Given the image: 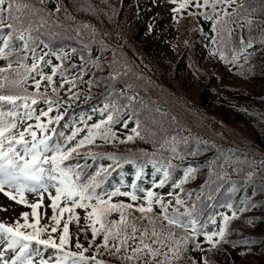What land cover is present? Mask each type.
<instances>
[{
	"label": "trees",
	"instance_id": "1",
	"mask_svg": "<svg viewBox=\"0 0 264 264\" xmlns=\"http://www.w3.org/2000/svg\"><path fill=\"white\" fill-rule=\"evenodd\" d=\"M17 2L30 6L17 15L23 27L31 23L32 38L26 55L23 42L13 38V48L20 51H13L8 59L0 57V67L7 68L10 59L12 68L8 71L12 75L20 60L31 67L33 50L37 59L43 57L38 70L52 74L53 86L59 91L54 94L46 80H41L36 89L32 78L39 80V71L26 73L30 78L24 89L38 91L58 104L52 106L47 117L40 116L41 110H48L43 97L32 105L42 122L60 116L45 130H54L51 144L60 143L66 150L87 135L91 125L102 120L106 123L93 131L107 128L113 133L108 137L111 143L102 135L94 136L90 144L71 153L63 166L79 165L82 181L98 173L96 179L102 181L98 193H108L114 187H119L121 193L131 191L135 180L136 195L141 199L131 201L118 194L111 197L113 202L141 203L145 193L140 189L151 188L157 198L168 204L169 215L175 207L181 219L188 222L187 229L168 226L158 216L160 206L152 205L150 215L157 229L172 232L177 239L192 231L191 221L195 220L198 234L189 236L181 259L172 264H203L202 257L210 264H264V0H235L225 7L223 11L231 13L224 18L229 21L225 27L233 30L231 41L218 26L215 44L211 21L189 15L200 11L191 5L176 14V21L157 20L150 31L140 17L152 6V0ZM32 8L43 11L33 14ZM233 8L237 11L232 12ZM243 16L251 18L250 25ZM7 32L0 30V37ZM241 36L245 42L253 40L243 52ZM220 50L225 53L224 60ZM233 50L238 54L235 63ZM54 65H60L55 74ZM3 91L7 94L9 89L5 87ZM27 103L31 104V99ZM109 112L113 113L110 122ZM73 128L77 129L74 135ZM70 135L72 139L65 144ZM129 136L132 139H127ZM164 168L169 176L160 184ZM189 168L194 171L184 178ZM177 195L183 201L180 205L175 204ZM74 211L76 218L68 221L69 244L65 247L77 251L79 241L85 256L95 255V260L89 262L125 264L123 250L113 255V248L103 247L102 234L93 240L91 222L85 224V209L77 207ZM128 213V219L138 228L147 227L151 233V226L146 219H140L139 211L129 209ZM221 214L230 217L227 235L212 248L204 241L203 232L218 231ZM108 219L119 220V214L113 212ZM58 234L52 233L57 242ZM128 243L130 248L135 246L132 240ZM168 243L165 238V245L153 247L163 253ZM96 244L101 247L97 249Z\"/></svg>",
	"mask_w": 264,
	"mask_h": 264
},
{
	"label": "snow or ice",
	"instance_id": "2",
	"mask_svg": "<svg viewBox=\"0 0 264 264\" xmlns=\"http://www.w3.org/2000/svg\"><path fill=\"white\" fill-rule=\"evenodd\" d=\"M43 0H41V3ZM156 3V0H152ZM235 0H170V3L175 5L171 8L172 20H177V13L181 10L187 9L190 5L194 9H199L198 12H189V15L202 16L205 20H210L212 25V43L215 44L217 40V27L219 26L221 31L228 33V42L231 41V28H226L225 25L229 23L224 18L231 16V13L223 11L229 4L234 3ZM30 8L27 4L18 3L17 0H0V30L7 29L6 35H3V43L0 44V57L8 59L13 51L19 52L20 49H14L12 46L13 38L22 41V49L24 55L27 54L29 48V40L32 38L31 31L32 25L29 23L28 27H23V21L21 17L17 15L22 9ZM237 8H243V5H238ZM237 8H233L232 12H236ZM59 10V5H57ZM93 11L95 9H92ZM36 11H43V9L32 8L31 12L34 14ZM245 19L250 25L251 18L248 16L241 17ZM241 26V25H237ZM87 27V25H85ZM149 30H152V25H148ZM201 31H203L201 29ZM27 34V35H26ZM221 49L223 47L224 38L221 36ZM240 51L243 52L245 47H250L253 40L249 38L247 42L244 38L240 37ZM215 54V53H214ZM220 58L225 59V53L223 50L219 51ZM238 58V54L235 50L232 52V62L235 63ZM247 58V57H246ZM57 59H61L57 56ZM43 57L37 59L33 50V62L29 68L20 60L17 63L14 74L9 75V69L12 68V61L9 59L7 68L0 67V193H3L9 199L16 200L20 204H26L31 209L32 220L29 222L28 212H21L20 216L23 217V223L16 222L4 223L0 222V240L4 241L3 248L0 249V264H37L34 257H40L38 264H50V260L43 258L41 253V246L44 248H51L54 252L55 260L51 261V264H89V261L95 260V255L88 257L84 255L83 246L76 242L77 251H71L65 246L69 244V231L68 221L76 218L74 209L77 207L85 209V224L90 223L91 234L93 240L98 234H102V245L105 249L113 248L114 252L111 254L115 255L122 252L123 260L125 264H172L173 260L179 261L183 255V248L186 246L189 236L195 237L198 234V229L195 220L191 221L192 231L187 233L182 238L177 239L175 234L168 231L158 230L156 227V220L150 215L152 212V205L156 204L160 206V212L158 216L163 221L167 222L168 226L179 227L187 229L188 222L181 219V215L177 212V209L173 207L172 214H168V204L163 202L158 197V194L153 192L151 188L140 189L145 195L142 197L141 203L132 204L125 203L124 201L113 202L112 196L123 195L129 197L131 201H137L136 195L137 185L133 180L131 191L120 192L119 187H114L110 192H97V188L100 186L102 181L98 182L96 175L88 177L87 181L81 180V173L78 171L79 165L75 168L72 166L64 167L63 161L69 159L70 154L78 150L83 144H90L92 139L96 135H102L106 142L111 143L108 139L112 136L110 129L105 128L103 132L96 131L93 129H99L101 125H104L106 121H97L96 124L91 125L88 129L87 135L79 140L74 146L67 147L56 143L51 144V137L53 131H45L49 125L60 119L57 115L52 117L50 120L41 121L40 116L47 117L52 109L53 105H57L56 101L48 98L46 95L39 93L38 91L27 92L24 89V83L30 78L26 73L32 71H39L38 64ZM23 68L24 72L20 69ZM60 68V65H54L52 67V73L55 74ZM40 79L37 80L32 78V83L39 89L41 80L47 81V86L51 87L52 92L55 94L59 90L53 86V75H45L42 71H39ZM63 76V74H62ZM63 84V79L61 80ZM7 87L9 89L6 94L3 90ZM20 93H26L21 95ZM43 97L44 102L48 105V110H41L40 116H35L36 124L35 128L39 130V136L37 131H33V125H28L22 131L16 133L13 129L16 127V117L18 115V109L22 106L27 109V112L21 115V119L24 116L32 117L34 110L32 105L36 103L37 98ZM31 99L32 103L29 104L27 101ZM130 101L132 97L128 98ZM21 102H24L21 105ZM6 105L10 107H5ZM115 111V106H113ZM131 119V117H129ZM113 119V113L109 112L107 121L110 122ZM127 123V121H125ZM138 123V122H137ZM77 129L73 128V135ZM136 133V129H133ZM29 135L31 140L24 139L25 135ZM138 135V133H136ZM72 136L65 138V144L68 140H71ZM127 139H132L131 136ZM17 145L20 146V151L17 150ZM21 151L23 154H21ZM51 152V156L45 153ZM175 151V148H173ZM109 158L117 159L113 154H108ZM95 158V157H93ZM134 163V161H129ZM155 163V161H152ZM50 163V169L43 165ZM119 167V164H117ZM211 170V169H210ZM141 169L138 168L136 175L139 176ZM194 170L189 168L184 172V178H188ZM249 176L251 173L248 174ZM169 176L167 168L163 169V175L159 181L163 184ZM180 181L176 182L178 185ZM55 188V195L49 193V199L51 204L49 207L52 209V215L49 217L53 224L51 231H46L47 226H38L39 221L37 219V208L38 205L42 204L43 194L48 191L49 186ZM176 185H173L174 187ZM13 189L15 190L13 192ZM42 190V191H39ZM29 191L36 193L40 199L35 202L29 203L25 198L24 192ZM107 195V199H105ZM171 195V193H169ZM63 199L64 204L59 207V203ZM69 201L71 203L69 204ZM183 201L177 195L175 200L176 205L182 204ZM195 206L193 205V208ZM231 207V204L228 205ZM135 209L141 213L140 219H146L151 226L152 230L149 234L148 228H138L137 224L128 219V210ZM57 210L60 214L69 212L68 219L63 221V230L58 234L57 238L52 233L57 232V227L60 223L61 217L57 215ZM240 211H244L243 208ZM117 212L119 214V220H109L108 217L111 213ZM185 213L191 216V212L185 207ZM237 213L233 211L232 215L235 216ZM222 219L219 222V229H213L211 232L204 231L203 237L212 248H215L221 241L225 240L227 235L226 222L230 219L229 216L221 214ZM99 225V227H97ZM24 229H27L24 230ZM130 229V231H129ZM84 231V229H81ZM42 233L44 235H42ZM138 236V239H137ZM165 238L170 241L166 245V251L163 253L159 247H153V245H165ZM109 240L113 241L112 244ZM132 240L135 244L134 247L129 246L128 241ZM149 240L150 242H145ZM92 241H89L91 244ZM34 245V246H33ZM97 249L101 247V244L95 245ZM199 247V244L196 245ZM18 248V251L16 250ZM6 250H12L13 254L11 259H7L5 256ZM172 253V255H169ZM160 257L159 259H155ZM203 264H210L207 258H203ZM95 264H104L103 261H96ZM195 264V262H192Z\"/></svg>",
	"mask_w": 264,
	"mask_h": 264
},
{
	"label": "rangeland",
	"instance_id": "3",
	"mask_svg": "<svg viewBox=\"0 0 264 264\" xmlns=\"http://www.w3.org/2000/svg\"><path fill=\"white\" fill-rule=\"evenodd\" d=\"M172 7L173 6L169 0H156V3L153 4V8H151L148 13L142 14V17H141L142 21L148 25L153 24L155 20L159 18V16L163 17L164 21H172V13L170 11ZM150 14H152V18H150ZM161 15H164V16H161ZM159 91L160 89H157L156 93L159 94L158 93ZM173 102L176 103V106L178 108H180V104L175 99H173ZM26 112H27V109L25 111H22V113L20 114V117L16 123V127L13 129L14 132L18 133L22 131L25 127H27L28 125H33V127L35 126V122H36L35 118L24 116V118L21 119V115H23ZM37 134L39 136L40 134L39 130L37 131ZM24 139L30 141L31 137L26 134ZM17 150L18 151L21 150L19 145H17ZM21 154H23L22 151H21ZM45 154L51 156L50 152H47ZM43 166L50 169V163L43 165ZM14 191L15 190L13 189V192ZM39 191H42V190L38 189V192ZM49 193H51L52 195H55V188L52 187L51 185L49 186L48 191L44 192L42 204L38 205V208H37V219L39 221L38 226L46 225L47 226L46 231H51V226L53 224V221L49 219V217L52 215V209L49 207V205L51 204V201L49 199ZM24 196L29 201V203L35 202V200L40 199V197L36 193H32L27 190L24 192ZM70 203L71 201H69V204ZM63 204H64V201L63 199H61L59 203V207H62ZM21 212H28L29 213L28 219H29V222H31L32 220L31 209L30 207H28V205L20 204L16 200L9 199L3 193H0V222L13 223V224H15L16 222H20L22 224L24 218L20 216ZM67 213L68 212L66 211L63 214H60L59 211L57 210V215L61 217L60 223L56 225L57 231H60L63 228V221ZM24 230L27 231V229H24ZM3 245H4V241L0 240V249L3 248ZM16 250L18 251V248ZM41 253L44 259L50 260V264H51V261L55 260L54 252L50 247L44 248L43 246H41ZM12 254H13L12 250L5 251V256L9 260L11 259ZM39 259L40 257H34V260L37 261V264H38Z\"/></svg>",
	"mask_w": 264,
	"mask_h": 264
}]
</instances>
